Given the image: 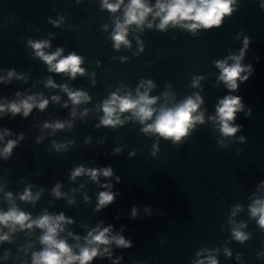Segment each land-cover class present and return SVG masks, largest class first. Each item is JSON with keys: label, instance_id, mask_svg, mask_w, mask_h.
Listing matches in <instances>:
<instances>
[{"label": "water", "instance_id": "obj_1", "mask_svg": "<svg viewBox=\"0 0 264 264\" xmlns=\"http://www.w3.org/2000/svg\"><path fill=\"white\" fill-rule=\"evenodd\" d=\"M145 2L153 11L126 25L129 44L116 48L113 33L129 0L116 11L103 0H0V104L34 97L36 105L27 116L0 111V212L16 208L31 220L63 213L71 222H62L57 239L75 254L98 247L88 264H264V226L252 214L264 201V0H233L220 25L196 29L189 20L160 29L157 0ZM30 41H47V54L63 49L57 59L76 53L84 73L50 71ZM242 49L244 70L230 89L216 62L233 65ZM64 86L89 99L73 103ZM146 91L156 98L151 118L141 122L128 110L118 112L123 123H101L113 93L138 99ZM197 95L192 115L203 121L179 141L144 131L162 109ZM227 96L242 105L231 135L217 114ZM58 122L64 127L51 126ZM9 141L15 145L5 155ZM78 167H111L112 175L93 179L85 171L73 179ZM26 189L34 199H21ZM101 192L114 199L98 208ZM109 226L106 235L131 246L87 243L89 232ZM45 231L0 224L9 237L0 240V264H33Z\"/></svg>", "mask_w": 264, "mask_h": 264}, {"label": "clouds", "instance_id": "obj_2", "mask_svg": "<svg viewBox=\"0 0 264 264\" xmlns=\"http://www.w3.org/2000/svg\"><path fill=\"white\" fill-rule=\"evenodd\" d=\"M123 0H117L116 3H109V0H103V6L107 7L111 11H116ZM233 0H157L156 8L158 11L155 12L156 16L161 17V22L158 25L160 29H164L169 22L180 23L181 21L189 20L191 24L186 25L190 29H196L200 26L210 28L212 26H218L221 23L222 17L225 14H229L232 11L231 5ZM153 9L150 7L145 0H129V4L126 7L125 19L123 23L117 22L116 31L113 33V39L115 41V47L119 48L121 43L129 44L127 40V27L132 23L142 24L145 21L146 16L152 12ZM151 27V23L148 25ZM32 47L36 49V54L40 56L45 62L48 63L49 70L55 72H68L73 77L77 73L83 74L84 69L80 66L82 58L76 53H70L66 57H61L63 49H57L56 52L47 54L43 49L48 46L47 41L31 42ZM247 38L245 39V47H247ZM243 57V49L241 50L240 56L232 57L236 63L233 65H226L224 61H217V66L222 70L221 79L224 80L230 89L237 88V78L240 73L244 70L240 64V60ZM14 73L10 72L9 77ZM247 79V76L243 77ZM49 85L55 86L52 80L48 81ZM151 85V81L148 82ZM64 90L68 91L69 97L73 103H79L81 100H87L89 97L86 93L81 91L72 92L64 86ZM139 91V90H138ZM54 99H56L54 97ZM155 97H149L147 91L139 94L138 99H133L130 95L119 96L116 93L112 94L109 100H106L103 105V111L105 116L101 119V123L104 125L115 126L118 123H123L120 120L118 112H125L132 110L133 114L136 115L141 122L151 118L153 116L154 109L151 107L155 103ZM201 98L197 95L195 100L189 97L179 106L172 109H162L160 114L156 117L154 123L148 125L144 131H154L164 137H171L174 141H179L182 136L187 134L188 128L193 124L194 120L203 121L202 114L193 117L192 113L195 112L201 103ZM47 100L39 102V108L44 109L47 105ZM36 106L34 97H29L19 103L13 102L8 105L0 104V111H4L6 108L11 112L19 113L23 109L24 116H27L31 109ZM242 108L240 97L227 96L220 101V105L217 107V114L221 123V131L225 135L234 134L239 126H232L229 122L235 117L237 110ZM115 117V118H114ZM48 127L49 125H45ZM55 128H63L62 123H56L51 125ZM15 141H9L4 148V154L8 155L11 153ZM118 151V150H117ZM87 171L93 179H96L98 173L102 171L104 176H111L112 169L107 167L104 169H88L85 170L83 167H78L72 173L73 179ZM119 179V177H117ZM57 196L61 195L59 192V185L54 189ZM11 196V193L8 194ZM21 199L31 200L34 199L29 189L25 190V193L21 196ZM114 199L112 193L101 192L99 197V204L97 207L104 206ZM259 207L252 208V214L255 216L259 213V223L264 226V201H257ZM133 215H135V208H133ZM67 218L61 213L58 216L43 215L36 220H31L30 214L20 211L16 208H12L7 212H0V224L15 227L20 225L21 228H32L33 225L45 229L46 231L41 236V243L46 247L33 254V264H73L75 261H79V264H88L95 256H97L99 249L98 247H82L79 254H75L72 248L68 245L65 240L57 239L58 230L63 229L62 222H65ZM27 222V223H26ZM71 222V220H67ZM111 226L104 228L99 232H89L88 237L85 240L89 245L91 244H108L110 240H114L117 245L125 247L131 246V241L125 240L123 236L120 237H109L106 235L110 231ZM235 236L239 240L246 239V236L241 232H235ZM89 237L91 239H89ZM9 237L7 234L0 235V240H7ZM107 251V249H105ZM210 264H216L214 259L210 260Z\"/></svg>", "mask_w": 264, "mask_h": 264}]
</instances>
